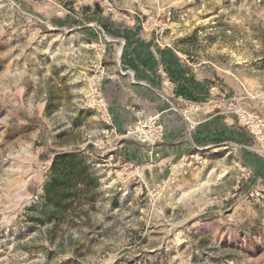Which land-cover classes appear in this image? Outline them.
I'll return each mask as SVG.
<instances>
[{
	"label": "rangeland",
	"instance_id": "rangeland-1",
	"mask_svg": "<svg viewBox=\"0 0 264 264\" xmlns=\"http://www.w3.org/2000/svg\"><path fill=\"white\" fill-rule=\"evenodd\" d=\"M119 17L179 54L229 138L161 164L162 139L127 135L143 110L115 130L100 23ZM0 264H264V0H0Z\"/></svg>",
	"mask_w": 264,
	"mask_h": 264
},
{
	"label": "crops",
	"instance_id": "crops-1",
	"mask_svg": "<svg viewBox=\"0 0 264 264\" xmlns=\"http://www.w3.org/2000/svg\"><path fill=\"white\" fill-rule=\"evenodd\" d=\"M112 19H103L100 24L112 38L110 41L119 47L117 52L121 50L118 55L121 60L114 62L110 48L105 53L102 66L105 75L100 83V92L107 105V118L115 130L121 132L132 125L137 109L148 116H158L163 138L155 150L162 158L161 164H171L193 149L206 148L229 138L232 127L227 117L211 107L200 108L201 91L196 89L195 84H188L190 87L185 90V83H180L178 73L184 72V69L179 54L168 45H162L158 38L144 35L135 19ZM93 24L74 26L72 29L79 31L81 40L87 44L90 36L100 41L95 35L97 25ZM190 107H196L198 111L193 112ZM188 110L197 123L193 131L188 129L183 119ZM139 147L127 146L126 156L130 160L138 158Z\"/></svg>",
	"mask_w": 264,
	"mask_h": 264
},
{
	"label": "built area",
	"instance_id": "built-area-1",
	"mask_svg": "<svg viewBox=\"0 0 264 264\" xmlns=\"http://www.w3.org/2000/svg\"><path fill=\"white\" fill-rule=\"evenodd\" d=\"M60 14L62 13L60 12ZM98 103L103 106L101 99ZM193 108L194 110L197 109L196 107ZM183 118L190 123V130H193L195 123L190 121L188 112L183 114ZM127 135L134 138L140 144L153 147L163 136L162 128L158 123V116H146L144 112L136 111L135 124L128 129Z\"/></svg>",
	"mask_w": 264,
	"mask_h": 264
},
{
	"label": "trees",
	"instance_id": "trees-1",
	"mask_svg": "<svg viewBox=\"0 0 264 264\" xmlns=\"http://www.w3.org/2000/svg\"><path fill=\"white\" fill-rule=\"evenodd\" d=\"M62 160L55 159L52 165L53 169L58 168ZM72 160H73V163L76 161V159H72ZM55 180L56 178H54V182ZM60 184H64V183H47L44 188V194H45L46 200L48 203L52 204L54 208H59L60 206L65 205L63 204V202H65L64 197L68 196L69 194V193H66L65 190H61Z\"/></svg>",
	"mask_w": 264,
	"mask_h": 264
},
{
	"label": "water",
	"instance_id": "water-1",
	"mask_svg": "<svg viewBox=\"0 0 264 264\" xmlns=\"http://www.w3.org/2000/svg\"><path fill=\"white\" fill-rule=\"evenodd\" d=\"M121 52V51H120Z\"/></svg>",
	"mask_w": 264,
	"mask_h": 264
}]
</instances>
